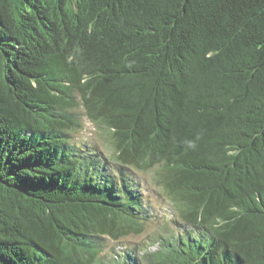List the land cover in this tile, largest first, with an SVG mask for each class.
I'll list each match as a JSON object with an SVG mask.
<instances>
[{
    "label": "trees",
    "instance_id": "1",
    "mask_svg": "<svg viewBox=\"0 0 264 264\" xmlns=\"http://www.w3.org/2000/svg\"><path fill=\"white\" fill-rule=\"evenodd\" d=\"M0 264H264V0H0Z\"/></svg>",
    "mask_w": 264,
    "mask_h": 264
},
{
    "label": "rangeland",
    "instance_id": "2",
    "mask_svg": "<svg viewBox=\"0 0 264 264\" xmlns=\"http://www.w3.org/2000/svg\"><path fill=\"white\" fill-rule=\"evenodd\" d=\"M73 136L75 141L95 146L102 153L108 154L105 141H103L98 131H96L95 126L88 121L85 116H82V127L78 132L74 133ZM133 171L135 177L140 182L144 200H146L148 204H151L153 216L148 219L141 233L129 234L117 241L107 239L109 241V248L106 250V253L110 251V248L112 249L114 247L116 250L119 246H151L153 244L152 240L155 237L163 234L164 230L171 227L170 218L175 217L171 211L169 202L163 196L160 188L155 186L151 181L150 174L138 170Z\"/></svg>",
    "mask_w": 264,
    "mask_h": 264
}]
</instances>
